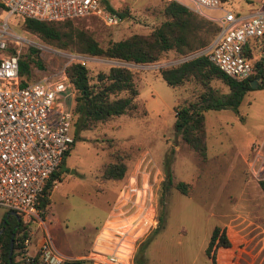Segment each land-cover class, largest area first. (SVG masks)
<instances>
[{
    "label": "rangeland",
    "instance_id": "obj_1",
    "mask_svg": "<svg viewBox=\"0 0 264 264\" xmlns=\"http://www.w3.org/2000/svg\"><path fill=\"white\" fill-rule=\"evenodd\" d=\"M163 1L111 0L116 9L127 12L116 24L105 25L94 16L71 21L104 45L108 40L132 32L150 30L164 18ZM252 2L227 0L221 5L245 12L246 4L251 5ZM206 11L219 12L218 9ZM0 19H4L13 31L45 46L44 49L37 47L43 67L32 68V79L55 76L59 69L72 61L51 49L69 54L81 53L44 41L23 24L22 15L8 14L1 6ZM260 48L258 43L253 51L255 61L262 54ZM176 55L169 50L158 59H173ZM85 64L92 79L96 71L114 62L110 57L94 55ZM128 67L134 71L137 87L135 113L110 116L79 132L81 139L71 144L55 174L48 201L40 209L43 224L37 219L30 220L27 223L29 227L42 233L45 226L57 250L80 254L73 258H89L93 249L109 251L105 243L100 245V240L106 232L115 230L118 231L116 236L121 238L136 235L134 253L156 225L157 215L161 214V225L138 250L144 264H212L204 253V247L214 225H219L229 240L228 246L215 248L216 264H264V191L258 184L260 178L250 171L247 164L250 144L260 139L264 131V59L261 86L256 84L248 89L236 111L230 108L202 110L206 130L204 157L198 156L173 130L175 107L193 100L200 86L186 81L178 87H171L159 75L160 67ZM210 83L220 91H227V86L219 80L213 79ZM116 149L130 153L126 159V175L121 179L104 178L103 166L112 160L111 153ZM147 156L159 172L153 182L155 222L143 232L139 223L134 226L126 224L131 220L134 224L137 211H133L134 207L128 208L129 202L124 204L122 201L126 193H132L131 199L135 197L134 189L124 184L141 159ZM142 164L143 160L139 170ZM166 167L173 181L187 183V192L181 193L171 185L159 203L158 187ZM137 202H140V197ZM7 212L0 206V219L7 217ZM113 240L117 241L116 238ZM120 243L124 245L125 240ZM119 249L122 251H118L119 256L125 257L126 250L120 246ZM131 261L135 264L133 259Z\"/></svg>",
    "mask_w": 264,
    "mask_h": 264
},
{
    "label": "built area",
    "instance_id": "obj_2",
    "mask_svg": "<svg viewBox=\"0 0 264 264\" xmlns=\"http://www.w3.org/2000/svg\"><path fill=\"white\" fill-rule=\"evenodd\" d=\"M175 1L218 24V31L211 42L177 54L173 59L133 62L110 57L114 62L111 65L161 68L204 54L220 71L234 80L245 79L254 72L255 58L247 54L245 43L263 34L264 8L240 12L223 7L220 0ZM107 4L102 0H0V5L8 14L17 13L42 20L94 16L105 25L119 23L122 17L108 8L115 9L111 0H107ZM205 9H218L219 12L208 13ZM27 45L45 48L33 38L13 31L4 19H0V206L15 211L23 222L37 219L43 224L36 201L72 142L70 102L73 90L63 67L55 76L44 75L20 84L17 59L22 47ZM51 50L81 64L94 56ZM247 164L254 175L263 177L264 131L260 139L250 144ZM152 169L154 171L150 177ZM158 172L159 169L150 162V157H143L124 184L134 189L135 197L131 199L132 193H126L122 203L129 202L128 208L134 207L133 211H137L134 224L132 220L126 224L134 226L139 223L143 232L155 222L152 195ZM138 197L140 202H137ZM115 232L118 231L103 235L100 245L105 243L109 251L93 249L89 255L91 264H132L136 235L126 239L116 236ZM115 238L117 241L113 240ZM122 240H125L124 245L120 243ZM119 246L126 250L125 257L119 256L118 251L122 252ZM18 250V256L30 264H61L68 258L55 248L45 226L36 243L31 242L28 230Z\"/></svg>",
    "mask_w": 264,
    "mask_h": 264
},
{
    "label": "trees",
    "instance_id": "obj_3",
    "mask_svg": "<svg viewBox=\"0 0 264 264\" xmlns=\"http://www.w3.org/2000/svg\"><path fill=\"white\" fill-rule=\"evenodd\" d=\"M107 4V0H102ZM227 0H220L225 2ZM1 6V5H0ZM2 7V6H1ZM120 17L127 14L126 10L113 9ZM164 18L147 32H132L118 39L108 40L104 45L85 29L72 23L71 19L42 20L22 15L23 24L36 32L41 39L57 47L71 48L86 55H102L133 62H148L157 60L166 51L172 50L182 54L195 48L207 45L218 31V24L175 0H164L162 4ZM258 41V42H257ZM260 44L262 54L254 61V72L242 80H234L220 71L206 55L200 54L179 63L159 68V75L171 87H178L186 81H192L200 86L196 97L186 103L178 104L174 109L173 130L180 139L188 144L194 152L204 157L206 154V130L203 109L230 108L237 110L243 94L252 87L250 80H257L260 87L263 75L264 32L261 36L249 39L245 43L246 52L253 54L257 44ZM19 83L32 80V68L43 67L38 49L34 46H24L18 55ZM73 94L70 102L72 142L81 139L79 132L89 129L113 115H132L137 108L135 96L137 87L134 71L123 65H108L105 69L96 71L91 79L86 64L72 60L63 67ZM216 79L227 86V91H220L210 81ZM71 146V145H70ZM69 146V148H70ZM65 150L60 165L68 150ZM112 160L103 166L104 178L121 179L126 175V159L130 157L128 150L112 151ZM59 165V166H60ZM58 169L47 179L36 206L42 209L48 201L52 179ZM264 191V175L258 180ZM181 193L187 192V183L182 180L173 181L168 167L163 169V179L158 187V202L163 201L164 193L170 186ZM9 211L6 209V212ZM162 215H157L156 225L150 230L145 241L136 248L132 255L135 264H144L139 258L138 250L162 223ZM3 220V221H2ZM29 225L14 215L0 219V264H30L18 256V248L27 235ZM12 235V251L8 263V242ZM229 240L219 225H214L209 233L204 253L215 263L214 250L217 246H228ZM17 257V258H16ZM90 258H67L61 264H91Z\"/></svg>",
    "mask_w": 264,
    "mask_h": 264
},
{
    "label": "crops",
    "instance_id": "obj_4",
    "mask_svg": "<svg viewBox=\"0 0 264 264\" xmlns=\"http://www.w3.org/2000/svg\"><path fill=\"white\" fill-rule=\"evenodd\" d=\"M246 7H247L246 10L253 9V8H260V7L264 8V0H253L252 4L251 5L246 4ZM53 180L55 181V178ZM54 181H53V183H54ZM106 215L108 216V214H106ZM106 219H107V217H106ZM29 233H30V239H31L32 243L38 242L41 238V235H42L41 231H33L30 227H29ZM61 253L68 258H73V257H76L77 255H80V254H67L64 252H61Z\"/></svg>",
    "mask_w": 264,
    "mask_h": 264
},
{
    "label": "water",
    "instance_id": "obj_5",
    "mask_svg": "<svg viewBox=\"0 0 264 264\" xmlns=\"http://www.w3.org/2000/svg\"><path fill=\"white\" fill-rule=\"evenodd\" d=\"M257 84V80L256 79H253V80H250V86L251 87H254L256 86ZM8 214H11V215H14L16 217V219L18 220L19 219V215L13 211V210H9L6 215ZM1 229V228H0ZM11 251H12V235L9 239V242H8V253H7V256H8V263H10V254H11Z\"/></svg>",
    "mask_w": 264,
    "mask_h": 264
}]
</instances>
